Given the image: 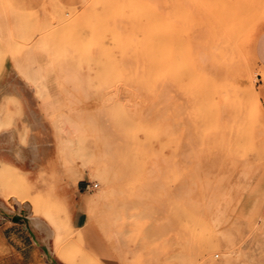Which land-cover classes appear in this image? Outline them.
Returning a JSON list of instances; mask_svg holds the SVG:
<instances>
[{"label":"rangeland","instance_id":"374dc122","mask_svg":"<svg viewBox=\"0 0 264 264\" xmlns=\"http://www.w3.org/2000/svg\"><path fill=\"white\" fill-rule=\"evenodd\" d=\"M27 1L0 0V57L40 56L38 81L62 100L48 119L57 149L38 167L41 193L0 163V204L27 203L67 264L93 261L55 198L62 178L79 186L108 264H264V221L234 217L264 170V70L252 52L264 0H236L250 22L222 46L219 18L235 0Z\"/></svg>","mask_w":264,"mask_h":264},{"label":"crops","instance_id":"0c3cea01","mask_svg":"<svg viewBox=\"0 0 264 264\" xmlns=\"http://www.w3.org/2000/svg\"><path fill=\"white\" fill-rule=\"evenodd\" d=\"M27 2V6L38 9L43 0ZM60 2L70 6L80 0ZM252 50L254 59L264 70V30L256 36ZM40 64L39 55H33L31 64L22 62L18 55L0 57V163L18 169L32 187V193L42 192L37 189L41 181L36 178L38 167L45 166L49 152L57 149L56 133L48 119L62 102L54 87L38 81ZM57 182L61 184L55 187V198L64 206L69 225L80 231L82 252L90 256L93 264H108L102 240L99 244L96 240L95 245L92 242L79 186H72L69 178ZM237 199L235 219L243 222L257 217L264 221V170ZM16 204L17 209L13 210L0 204V264H67L45 246L47 227L27 214L29 205Z\"/></svg>","mask_w":264,"mask_h":264},{"label":"bare ground","instance_id":"6f19581e","mask_svg":"<svg viewBox=\"0 0 264 264\" xmlns=\"http://www.w3.org/2000/svg\"><path fill=\"white\" fill-rule=\"evenodd\" d=\"M225 6L228 8L227 10H228V13H227V15L226 16H223L222 18H219V23H218V26H219V45L220 46H222V45H226L230 40H231V38L236 34V32H238L239 30H241V28H243V27H245V26H247L248 25V23L250 22V18H249V16L247 15V14H245V11H244V9H243V7H241V5H240V3H238L236 0L234 1V2H231V1H227V3H225ZM264 22V21H263ZM260 23H262V22H260ZM264 23H262V25H263ZM215 25V24H214ZM258 26H261V25H259V24H257ZM257 25H256V27H257ZM216 27H217V24L215 25ZM264 26V25H263ZM256 29V28H255ZM259 28L257 27V32L259 31L258 30ZM257 32H255L254 31V36H255V33H257ZM217 34H218V32H217ZM145 36V35H144ZM158 38H161V37H158ZM154 40H156V39H154ZM161 40V39H160ZM162 41V40H161ZM166 41V40H165ZM167 42V41H166ZM140 43V42H139ZM141 44V43H140ZM160 44V43H159ZM164 44H166V43H164ZM254 44V43H253ZM143 45V44H142ZM144 45H146V44H144ZM147 45H150V44H147ZM155 45V44H154ZM234 45V44H233ZM151 46V45H150ZM174 46H176V48H177V46L178 45H174ZM152 47V46H151ZM151 47H149V49L151 48ZM169 48H170V46H169ZM168 48V49H169ZM172 48V47H171ZM190 48H191V46H190ZM253 49V48H252ZM177 50V49H176ZM142 50L140 49V52H141ZM144 51V50H143ZM142 51V52H143ZM192 51V50H191ZM145 52V51H144ZM230 52V51H229ZM228 52V53H229ZM253 52V51H252ZM177 53V52H176ZM142 54V53H141ZM144 54H146V53H144ZM149 55V54H148ZM145 56H147V54L145 55ZM145 56H143V57H145ZM167 56V55H166ZM154 57H156V55L154 56ZM134 59V58H133ZM137 59V58H136ZM158 59V58H157ZM152 60V59H151ZM171 60V59H170ZM153 61V60H152ZM156 61V60H155ZM174 61V60H173ZM169 62H171V61H169ZM168 63V62H167ZM176 63V62H175ZM175 63H173V64H175ZM259 63V62H258ZM152 64V63H151ZM169 64V63H168ZM170 65V64H169ZM177 65V63L175 64V66ZM157 67H158V64L156 65ZM177 67V66H176ZM155 69V68H154ZM158 69V68H157ZM156 69V70H157ZM163 69V68H162ZM175 70H176V68H175ZM178 70V69H177ZM182 70V68L180 69L179 68V71H181ZM159 73V75L161 74L160 72H158ZM157 73V74H158ZM171 73H172V70H171ZM189 73V72H188ZM156 74V75H157ZM195 74V73H194ZM196 74H199V73H196ZM195 74V75H196ZM200 75V74H199ZM158 76V75H157ZM181 76H183V75H181ZM174 77V76H173ZM201 77V76H200ZM160 78H162V76L160 77ZM164 78V77H163ZM175 78V77H174ZM263 78H264V76H263ZM175 80H177V82L176 83H178L179 81H178V79H176L175 78ZM264 82V81H263ZM136 83V82H135ZM180 85H183V83L182 84H180ZM252 87V86H251ZM253 88V87H252ZM250 92H253V89H252V91H250ZM253 94H255V92L253 93ZM101 169V168H100ZM102 170V169H101ZM105 170V169H104ZM102 171V172H107L106 170L105 171ZM96 171V170H95ZM97 172H99L98 170H97ZM101 172V171H100ZM98 174V173H97ZM100 174V173H99ZM101 175H102V173H101ZM104 182H105V184H108L109 183V179L105 176L104 177ZM227 264V263H226Z\"/></svg>","mask_w":264,"mask_h":264},{"label":"built area","instance_id":"2783aa9c","mask_svg":"<svg viewBox=\"0 0 264 264\" xmlns=\"http://www.w3.org/2000/svg\"><path fill=\"white\" fill-rule=\"evenodd\" d=\"M97 186V184H93L91 187L93 188V187H96ZM89 187V185H86V188H88Z\"/></svg>","mask_w":264,"mask_h":264}]
</instances>
